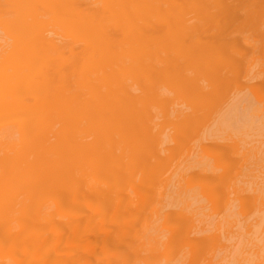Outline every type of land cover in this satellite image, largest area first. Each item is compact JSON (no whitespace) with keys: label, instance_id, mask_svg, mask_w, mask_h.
Here are the masks:
<instances>
[{"label":"bare ground","instance_id":"obj_1","mask_svg":"<svg viewBox=\"0 0 264 264\" xmlns=\"http://www.w3.org/2000/svg\"><path fill=\"white\" fill-rule=\"evenodd\" d=\"M238 209L264 264V0H0V264H212Z\"/></svg>","mask_w":264,"mask_h":264},{"label":"rangeland","instance_id":"obj_2","mask_svg":"<svg viewBox=\"0 0 264 264\" xmlns=\"http://www.w3.org/2000/svg\"><path fill=\"white\" fill-rule=\"evenodd\" d=\"M168 74L173 75L171 73H168ZM256 139L262 141L261 138H256ZM254 140L255 138L249 139V141H254ZM195 149H196V146L192 144L190 150L187 149L186 152L183 154V156H180V157H182L183 160H186L187 156H193L197 152V150ZM236 164L237 166H242L244 162H237ZM231 176L232 175H230V178ZM252 184H253L252 188H259V186H261V185H258L259 181H256L255 179H252ZM246 185H250L249 181L247 182ZM247 189L251 190L250 188H247ZM244 195L248 197V196L253 195V192L249 191L248 193ZM221 200H223V198H221ZM186 205H187L186 211H189V213L202 212L204 214H208L211 211L210 206H207L206 203L205 205L203 203L202 204L197 203V199L193 200L190 204L187 202ZM236 213H239V215H236L231 218L228 214L225 215V212H224L223 219L218 220L219 222H222L223 224L229 222L228 225L232 224V226L234 225L235 222H238V223L232 229V235L234 237L233 239L234 241L231 243H228L226 242L225 238L222 239V245H226L229 247L228 252H221L220 254H218L217 258H215L212 261V264H227V262L233 260L234 258H240L238 256V253L242 250L245 254L251 250L255 251L256 250L255 243L260 242L262 239L261 237L262 231H261V228L259 227L256 213L251 210L250 211L248 210L246 213H241L240 209H238ZM198 217L204 221L205 225L209 224L206 221L207 220L206 217L202 215H199ZM215 223H217V221ZM229 236H231V234H229Z\"/></svg>","mask_w":264,"mask_h":264}]
</instances>
